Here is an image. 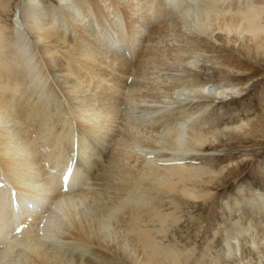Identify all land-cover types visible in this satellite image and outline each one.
<instances>
[{
    "label": "bare ground",
    "instance_id": "1",
    "mask_svg": "<svg viewBox=\"0 0 264 264\" xmlns=\"http://www.w3.org/2000/svg\"><path fill=\"white\" fill-rule=\"evenodd\" d=\"M53 3L24 0L9 27L0 17V203L22 210L6 214L0 264H189L168 240L181 203L226 172L203 153L263 127L207 115L242 89L197 83V48L224 34L264 55V0ZM263 260L251 222L192 264Z\"/></svg>",
    "mask_w": 264,
    "mask_h": 264
},
{
    "label": "rangeland",
    "instance_id": "2",
    "mask_svg": "<svg viewBox=\"0 0 264 264\" xmlns=\"http://www.w3.org/2000/svg\"><path fill=\"white\" fill-rule=\"evenodd\" d=\"M23 1L10 0L6 10L0 8V17L7 27L13 25L16 17L23 19ZM42 1L46 4L48 0ZM51 3L57 4V0ZM224 36L218 34V42L212 41L211 45L199 42L198 52L205 59L197 83L212 88L238 87L242 91L236 98L215 100L207 115L216 112L220 128L243 122L251 123L253 128L258 124L263 127L247 135L228 137L229 140L223 138L221 144L208 147L203 153L215 154L212 156L216 171L226 167V172L218 183L206 188L210 197L181 203L178 224L171 229L168 240L183 252L192 251L189 264L200 260L207 248L218 249L236 224L264 225L262 202L251 192L253 187L264 193V55L249 53L240 41L234 44L235 36H231L230 43Z\"/></svg>",
    "mask_w": 264,
    "mask_h": 264
}]
</instances>
